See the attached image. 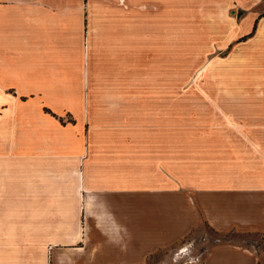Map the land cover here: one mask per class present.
Returning a JSON list of instances; mask_svg holds the SVG:
<instances>
[{
	"label": "crops",
	"instance_id": "0c3cea01",
	"mask_svg": "<svg viewBox=\"0 0 264 264\" xmlns=\"http://www.w3.org/2000/svg\"><path fill=\"white\" fill-rule=\"evenodd\" d=\"M159 1L0 0V264H144L203 222L264 235V88L177 114L143 33ZM188 264H264V245Z\"/></svg>",
	"mask_w": 264,
	"mask_h": 264
},
{
	"label": "rangeland",
	"instance_id": "374dc122",
	"mask_svg": "<svg viewBox=\"0 0 264 264\" xmlns=\"http://www.w3.org/2000/svg\"><path fill=\"white\" fill-rule=\"evenodd\" d=\"M146 3L143 33L150 42L145 45L156 46L155 69L174 71L177 114L231 115L238 109V95L263 93L264 0H160L157 7ZM220 242L260 246L264 235L216 232L203 222L144 264L195 262Z\"/></svg>",
	"mask_w": 264,
	"mask_h": 264
},
{
	"label": "trees",
	"instance_id": "16d2710c",
	"mask_svg": "<svg viewBox=\"0 0 264 264\" xmlns=\"http://www.w3.org/2000/svg\"><path fill=\"white\" fill-rule=\"evenodd\" d=\"M256 28H257V23H255L254 28H253V31L249 34V36H252V35L254 34ZM210 228H211V227H210ZM211 229L214 230L213 228H211ZM214 231H215V230H214ZM216 232H217V231H216Z\"/></svg>",
	"mask_w": 264,
	"mask_h": 264
}]
</instances>
